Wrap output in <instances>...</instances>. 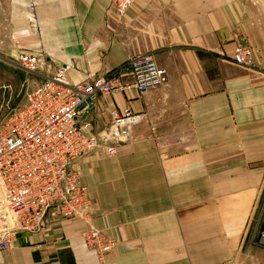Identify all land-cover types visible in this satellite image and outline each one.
Wrapping results in <instances>:
<instances>
[{"label": "crops", "instance_id": "crops-1", "mask_svg": "<svg viewBox=\"0 0 264 264\" xmlns=\"http://www.w3.org/2000/svg\"><path fill=\"white\" fill-rule=\"evenodd\" d=\"M111 5L0 0V84L22 53L41 59L29 90L60 68L77 85L144 54L168 74L144 95H98L80 117L100 132L112 110L139 115L116 155L76 164L94 226L118 241L107 260L82 219L54 218L18 234L0 264H264L247 237L264 186V0H137L122 18ZM241 38L254 68L232 62Z\"/></svg>", "mask_w": 264, "mask_h": 264}, {"label": "built area", "instance_id": "built-area-1", "mask_svg": "<svg viewBox=\"0 0 264 264\" xmlns=\"http://www.w3.org/2000/svg\"><path fill=\"white\" fill-rule=\"evenodd\" d=\"M136 1L112 0L111 7L122 18ZM232 61L241 67L254 64L252 51L242 38ZM7 62L33 74L41 66L40 57L32 53H22L17 62ZM167 79L166 69L157 64L154 55L144 54L132 58L106 78L77 85L70 84L65 69L60 68L31 90L24 82L15 97L23 93L22 104L2 103L0 254L12 247L18 234L42 233L50 219L80 218L87 224L86 245L94 250L100 262L107 260L118 241L94 226L92 196L76 164L100 149L116 155L120 144L129 140L139 115L129 110H112L110 123L100 132L93 130L90 120L81 123L80 117L91 111L98 95L106 98L132 88L144 95L164 85ZM13 91L12 84H0V98L12 97ZM259 242L264 246V232Z\"/></svg>", "mask_w": 264, "mask_h": 264}, {"label": "rangeland", "instance_id": "rangeland-1", "mask_svg": "<svg viewBox=\"0 0 264 264\" xmlns=\"http://www.w3.org/2000/svg\"><path fill=\"white\" fill-rule=\"evenodd\" d=\"M247 45L250 47V49L252 51L253 58H254V64L251 67H244V68H254V66H255L254 51H253L252 47L249 44H247ZM155 60H156V58H155ZM157 64H158V62H157ZM32 74L33 73L27 72V70H25L20 65H17V67H13L12 86H13V89H14V91H13L14 94L10 98L9 97L8 98L6 97V99L5 98H0V107H1L2 103H5V104L11 103L14 106H16L18 104H22L25 101L23 93H22V95L19 98H15V97L17 96V94L19 93V91L21 89V83L26 78H29L30 81H35V80H33L34 77H33ZM25 91L26 90H24L23 92H25ZM2 112L0 113V118L3 116ZM0 132H1V128H0ZM250 222H251V224H250V228H249L247 237L251 241V246L253 248H257V249H260L261 251H264V246L259 242V239H260V237L262 235V232H264V186H263V190H262L259 202H258V206L256 207L255 213L253 214V217L250 220Z\"/></svg>", "mask_w": 264, "mask_h": 264}]
</instances>
